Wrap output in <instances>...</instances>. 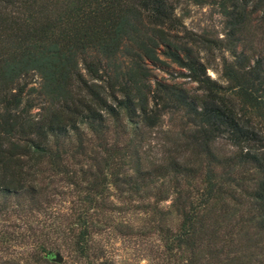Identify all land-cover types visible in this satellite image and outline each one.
Wrapping results in <instances>:
<instances>
[{
    "label": "trees",
    "instance_id": "obj_1",
    "mask_svg": "<svg viewBox=\"0 0 264 264\" xmlns=\"http://www.w3.org/2000/svg\"><path fill=\"white\" fill-rule=\"evenodd\" d=\"M191 1L218 5L223 39L188 29L180 0H0V213L23 220L0 245L25 248L0 264H58L61 247L60 264H117L99 239L112 190L159 217L152 264H264V0ZM166 61L198 90L152 83Z\"/></svg>",
    "mask_w": 264,
    "mask_h": 264
},
{
    "label": "rangeland",
    "instance_id": "obj_2",
    "mask_svg": "<svg viewBox=\"0 0 264 264\" xmlns=\"http://www.w3.org/2000/svg\"><path fill=\"white\" fill-rule=\"evenodd\" d=\"M177 14L183 17V22L186 27L197 33L206 34L213 38L223 39L227 32V19L221 13L218 5L215 2H208L205 4H196L191 0H180V5L177 9ZM222 53L228 55L226 51L214 52V55H208L204 52V60L208 61L210 68L208 73L212 78L221 83H226L221 75L220 62ZM153 76L151 82L161 80L167 83H177L181 86L197 91V83L192 82L183 73L186 71L181 69L173 63L151 65ZM32 81L34 85H38L40 77L38 74H33ZM37 109H34V112ZM180 119L177 116L170 114L165 115L161 129L166 132L177 131L180 127ZM163 136L166 134L162 132H153L149 137V146L151 155L155 156L159 152V142L164 141ZM130 193H121L118 190H112L111 199L114 201L113 212L105 214L101 219L108 224L104 226L99 234V239L105 246L107 256L111 257L117 264H152L154 262V251L159 244V236L153 232L152 225L158 216L152 214L150 211H145L143 207L147 200H132L129 198ZM68 198L59 196L55 200L52 207L47 208L43 213L42 219H49L48 222L60 216L62 212L66 211L69 203ZM153 201V199H151ZM13 202V201H12ZM171 201L166 200L159 203V207L167 208ZM15 208V205L13 207ZM14 211L11 213H0V232L10 228L11 230H22L23 220ZM20 218V219H19ZM172 225L177 223V218L172 217ZM35 225V224H34ZM23 247L20 249L17 246L5 249L0 245V260L8 255H21L24 253ZM64 257L63 262H67L69 254L63 247L59 249ZM62 262V263H63ZM154 264V263H153Z\"/></svg>",
    "mask_w": 264,
    "mask_h": 264
},
{
    "label": "water",
    "instance_id": "obj_3",
    "mask_svg": "<svg viewBox=\"0 0 264 264\" xmlns=\"http://www.w3.org/2000/svg\"><path fill=\"white\" fill-rule=\"evenodd\" d=\"M46 255L49 256L52 261H54L58 264H60L64 261V257L60 251H54V252L50 251Z\"/></svg>",
    "mask_w": 264,
    "mask_h": 264
}]
</instances>
